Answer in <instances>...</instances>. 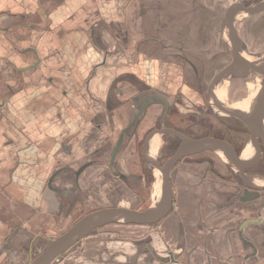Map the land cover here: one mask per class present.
<instances>
[{"label":"crops","instance_id":"obj_1","mask_svg":"<svg viewBox=\"0 0 264 264\" xmlns=\"http://www.w3.org/2000/svg\"><path fill=\"white\" fill-rule=\"evenodd\" d=\"M174 7L186 11V0H0V257L22 246L33 220L70 219L80 189L86 203L96 189L113 185L117 193L122 183L106 159L119 139L118 173L127 180L140 170L129 126L149 105L140 138L161 109L151 94L171 98L169 78L186 65V58L179 64L175 53L164 52L175 37L172 21L161 22L158 12ZM161 43L166 49L154 48ZM218 102L230 106L225 95ZM162 140L159 132L150 139V157ZM257 174L249 179L263 187ZM238 184L227 196L210 194L207 182L185 187L186 219L175 209L157 225L123 224L135 229L125 238L110 237L121 228L106 230L114 225L107 224L100 227L105 238L89 234L76 243L86 260L60 264H165L160 257L167 264H264V190ZM163 231L172 243H162Z\"/></svg>","mask_w":264,"mask_h":264},{"label":"rangeland","instance_id":"obj_2","mask_svg":"<svg viewBox=\"0 0 264 264\" xmlns=\"http://www.w3.org/2000/svg\"><path fill=\"white\" fill-rule=\"evenodd\" d=\"M262 1L263 0H186V11L178 12L176 7H174L171 11L162 10L158 12V19L161 22L172 21V23L169 24L173 26V35L175 37V42L169 43L168 46L165 43H161L158 45H154V48L164 50L166 49L165 46H167L169 49L167 48L166 50H164V52L166 53L169 51V53H175L174 62H177L179 64L184 61L183 57L184 59L186 58L185 69H182V67L178 68L176 66L174 74L169 78L171 82V85L169 87L171 101L172 103L176 102L178 104L176 109L180 115L186 117V111L188 112L189 108L190 110H195L194 106H197L203 109L204 104L207 105V103H205V100H203L202 98L204 94L203 91H198L197 87L206 86L210 82V79L215 76L223 66H226L228 64L230 60V51L231 53H234L236 51L234 42L230 41V39L225 36V32H223V30L221 29V21L227 12L226 8H228V6L231 4H244L246 5L245 7H248ZM181 19H183V21L185 22L186 28H182L183 24L182 22H180ZM238 21H240L239 24H235ZM230 28H233L232 30L236 32L238 38H240V40L245 45H247L250 50L258 52L264 50V10L256 13V15L253 16L238 15L237 17L230 19ZM184 40L186 41V45L184 44ZM143 46L144 51L150 50V45ZM245 59V65L253 67L264 66V61L261 63V60H264V56L259 58L256 57L255 60L250 58L248 59V57H245ZM263 79L264 76L260 74L255 75L249 73L248 75L239 76V79L235 82V84H237L239 88L237 87L238 89H234L233 86L235 84L231 83L230 77H226L220 80L218 85H216L214 88L215 91L211 92V96L213 93L212 101H214V104L218 102L215 98V92L217 89L216 87L218 86L219 88V86L222 85V88H224L225 96L230 103L229 105H232L233 100L237 98L238 99L234 101L240 103V101H242V97H246V95L253 90L255 93V89L260 86L259 84ZM253 97L252 100H254ZM210 100L211 98L208 99V101ZM215 109H217L216 106ZM188 115H190L191 118L195 119V115L193 113H188ZM213 115L210 114V112L205 114L207 119L206 122L215 124L216 119ZM248 116L250 115L248 114ZM223 117L225 118V116ZM225 119L228 120V118ZM215 153L216 152H214L213 154L216 157H222L218 152L216 154ZM223 160H225L226 162ZM223 160L219 158L220 163H222L223 165L220 178L214 180L216 177H212L214 181H210V189H212L210 194H218V196L223 194L227 196L228 194H232L233 192H235L233 187H235V182L238 181L233 175L234 172L230 168L228 169L226 167L228 161L224 156ZM177 170L178 176L180 177L181 181L175 183L174 201L172 210H170V217L176 209V214L178 213L182 219H186V183H182V181L186 180L183 178V176L186 175V160L181 162V164L177 167ZM262 177H264V175H262ZM158 178L159 179L155 181L154 185L149 188V194L147 196L149 197V199L145 204H143V206H141L139 199L134 196L133 192H131L130 190L121 191L123 187L118 188L117 193H115V191L117 190L114 189L113 185L109 187L110 192H108L109 190L96 189L93 199L92 197L88 198V203H86V196H84L83 194L80 195L79 192L78 194H76L78 195L76 199L79 200V203L75 207L78 209V212H75L74 215L70 216V219L53 220L49 223V225H45L44 223L40 224L42 220H33V222L31 223V230L24 234L25 238L22 246H19L18 248L16 246H13L12 252H10L9 254L4 253L3 255H1L0 264H28L29 261L34 259L45 249L47 245V241L45 239L46 237L56 239L65 231H67L69 229V226L75 223L79 218H81V216L83 217L86 214L92 213V211H95L98 208L110 207L118 204L137 210H144L152 206L154 207L158 204L153 203V200L156 199L154 196L155 187L158 186L160 190L159 196H157L160 199L159 203L161 202L162 197L160 173ZM203 178L204 177H201L200 179L203 181L205 180ZM220 183H228L230 185L226 187L232 189H228V191H226L223 187V191L215 190L220 189ZM238 183V186H243L241 181ZM80 191L82 193L81 189ZM175 192H178L177 195L175 194ZM121 195H123L122 199ZM77 215L78 217L76 219H72ZM18 221H15V227H17L16 224ZM123 224L125 223L117 222L114 223V225L109 226L106 230H109L111 228H121V230H115V234H111L110 237L125 238V235L131 236L127 232L128 229H135L131 226ZM185 226L186 225H183V227ZM166 228L167 226L165 227V229ZM179 228L180 230H183L182 227ZM38 232L42 233L44 238H42L41 236H37ZM17 233L18 229L15 230L14 238H16ZM105 233L107 234V232H103L101 228H98V230L95 229V231H92L90 235L95 237L102 236L103 238H105L107 236ZM134 233L135 232H132L133 235ZM166 234L167 231H163L160 234L162 243L167 244V238H169L168 243H172V237L167 236ZM77 244L73 245L65 253L61 254L51 264H57L58 260H62V263H71L76 259L86 260L87 257L82 255V248L78 247ZM159 259H163V261L165 260V264H167V258L160 257ZM156 264L159 263L157 262Z\"/></svg>","mask_w":264,"mask_h":264},{"label":"flooded vegetation","instance_id":"obj_3","mask_svg":"<svg viewBox=\"0 0 264 264\" xmlns=\"http://www.w3.org/2000/svg\"><path fill=\"white\" fill-rule=\"evenodd\" d=\"M236 5H239L242 7L246 6L244 4H236ZM253 15H256V14H253ZM239 22L240 21H238L235 24H239ZM242 51H243L242 53L244 54L243 56L244 59L245 57H248V59L250 58V59L255 60L256 57L251 58V55L254 56L256 54L255 52L259 53L258 51L250 50L249 47L245 44H244V48ZM233 54L234 53H231L230 51V60L228 63L231 62ZM224 67L225 66H223L222 68ZM213 77L210 79V82L207 85L205 84L206 86L197 87L198 91H203L204 94L202 98L203 100H205V103H207V105L204 104L203 109L197 106H194L195 110H190L189 108V111L188 112L186 111V117L178 113L176 109L178 104L176 102L172 103L171 98L169 96L162 94V92L159 90L151 94L152 98H150V102L151 101L158 102V104L161 106V109L159 110L158 115L152 117L151 125L148 127V129L144 131L143 134H141L140 138L137 135V132L141 130L140 129L137 130V128H138V125L141 119L144 117L146 111L148 110L147 107H149V105H147L145 108L142 107L144 111L143 115L140 116L138 113V115L134 117L133 123L129 126L132 128V131L134 132L133 135H135L134 137L132 136L133 139L135 138L134 141L137 146L134 151L135 152L134 155L137 156V159L139 162L138 165L140 167V170L139 169L136 170V174L134 175L135 177H131L130 179L127 178L126 180L122 177V175L118 173L116 169L115 158L118 156L119 152L121 151L120 146L119 147L117 146V144H119L120 139L117 141V143L112 148L109 157L106 159L107 166L109 168L108 170L112 172L111 176L114 178V180L121 181L122 184H120V187H119V188L123 187L121 191L122 190H125V191L130 190L131 192L133 191L134 196L137 199H139L141 206H143V204H145L147 200L149 199V197H147L149 194V188L152 185H154L155 181L159 179L158 177H159L160 172L157 169V167L159 168L164 167V164L171 156H173L175 150L177 149L181 141L178 137L172 135L171 133H168L166 130L172 129L173 131L178 132L179 134H181L182 136L188 139H198L199 140L200 138L210 137V138H216V139L224 140V141L226 140V142L233 149L235 156L238 159L240 158V160L243 161L245 165V166L243 165L244 166L243 171L246 174V176L249 178L248 175L252 171L257 172L259 173L257 175L262 176L264 172V140L258 137L256 140V145H255L258 152L256 150L254 152V149L252 151L251 149L252 147L249 144L251 140L250 139L251 131H250V128L246 125V123H244L243 120H241L235 115L229 116L227 114H222V113L220 114L219 111L217 112L218 108L215 109V106L217 103L214 104V101H212L213 93H212V96H210L209 93L214 91L215 86L220 81L216 83V85L211 87L210 84L212 82ZM228 77H230L232 84L233 83L235 84V82L239 79V75H235V74L229 75ZM237 87H238L237 84L233 86L234 89L239 88ZM157 95L160 98H157L158 97ZM209 98H211L210 101H208ZM244 98L245 97H242V99ZM163 99L165 103L163 102ZM237 99H234V100H237ZM234 100L232 103L234 104L237 103V101H234ZM223 106H226V105H223ZM142 108L140 109V112H143ZM208 112H210V114L212 115L215 113L213 115L216 119L215 124L214 123L212 124L211 122H206L207 119H206L205 114H207ZM188 113H193L195 115L196 120L191 118V116L188 115ZM223 116H225V118H228V120L225 119ZM162 130L164 132L159 133L161 134L162 139H163L162 144L159 148L158 154L156 155L157 157L152 158L147 152V145L148 143H150L149 141L153 137V135L158 134V131H162ZM246 148H250L248 150V154L251 151V155L250 157H247L246 159H244V150ZM256 152L258 153V157H257L258 159H254ZM213 153L214 151H211V150H203V151H200L192 155H187L186 157L177 161L174 164V166L171 168V170L168 171L167 180L172 190V204L170 208L171 210H172V205L174 201L175 183L181 181L180 177L178 176L177 167L181 164L182 161L186 160V175L183 176V178L186 180L182 181V183H186V188L196 186L197 183H201L203 185L204 183L207 182L211 185L210 181L213 180L214 177H216L214 180H216L217 178H220L222 174L221 169L223 166L222 163H220L219 161V158L221 157L220 156L216 157ZM96 164L97 162H93L91 165H96ZM142 166L144 167L145 171L142 170ZM226 167L228 169L230 168L234 172L233 175L237 179L238 182L241 181V183L244 186H246L244 181L241 180L242 178L240 177L239 172L234 166L228 163ZM248 171L250 172L248 173ZM201 177H204L203 179L205 180L202 181L200 179ZM76 190L79 191V186L77 187ZM193 192H195L193 194L194 196L198 194V191H193ZM80 195H82L81 191H80ZM122 198H123V195H121V199ZM167 215L164 218H162L160 221L154 224H150V225H157L158 223L162 222V220H164L167 217ZM199 226H200L199 224L196 225V227H199ZM60 261L61 260H58L57 264H60Z\"/></svg>","mask_w":264,"mask_h":264},{"label":"water","instance_id":"obj_4","mask_svg":"<svg viewBox=\"0 0 264 264\" xmlns=\"http://www.w3.org/2000/svg\"><path fill=\"white\" fill-rule=\"evenodd\" d=\"M264 10V0L255 5H250L248 7H242L239 5H234L229 9L224 18L221 21V29L225 32V36L234 42L236 51L232 56V60L224 68H222L212 79L210 84L211 87L216 85L220 80L228 77L229 75H248L260 74L264 76V69L260 67H253L245 65L246 59H244V54L242 53L244 44L238 38L236 33L230 28V19L237 17L238 15L250 16ZM264 51L256 53L252 57H263ZM255 89L254 100L252 102V115L248 116L245 114L237 113V111H232L226 106L220 103L216 104L217 110L222 112V114L235 115L246 123L251 131V140L249 142L250 147L253 151L256 150V140L258 137L264 140V79ZM211 96V93H209ZM212 98V97H211ZM163 102L165 103L164 99ZM167 107V106H166ZM168 133L178 137L181 141L177 149L175 150L173 156H171L163 168L157 167L160 172V180L162 186V197L161 202L157 207H149L144 210H134L122 206H111L99 208L92 213L81 216L75 223L69 226V229L61 234L59 237L48 238L47 245L45 249L34 259H32L28 264H51L56 258L61 254L69 250L77 242L88 236L92 231L100 227L106 226L111 223H125V224H139V225H150L160 221L164 218L168 212L171 210L172 204V190L168 184L167 173L174 164L186 157L187 155H192L203 150H211L214 152H219L222 156L227 159L230 165L234 166L239 172L241 180L244 181L246 186L253 190H264V186H256L253 184L243 171L245 166L243 161L238 159L231 146L226 142V140H219L216 138H200L198 139H188L176 131L166 130ZM159 133L164 132L158 131ZM120 142V141H119ZM119 144H117L118 146ZM116 146V148H117ZM249 163V162H248ZM244 165V166H243ZM82 169V168H81ZM80 169V170H81ZM80 174V171L76 172V175Z\"/></svg>","mask_w":264,"mask_h":264},{"label":"bare ground","instance_id":"obj_5","mask_svg":"<svg viewBox=\"0 0 264 264\" xmlns=\"http://www.w3.org/2000/svg\"><path fill=\"white\" fill-rule=\"evenodd\" d=\"M218 89V90H217ZM217 91H216V93H215V95H216V99H217V101H220V100H222V101H224V95H225V93H224V90H223V88H222V86L221 87H217ZM215 91V90H214ZM218 103V102H217ZM221 103V102H220ZM252 102H250V101H241L240 103H236V104H233V105H230V106H228V108L229 109H231L232 111H243L244 112V114L245 113H247V115L249 114L250 116L252 115ZM220 114L222 113V112H219ZM241 114H243V113H241ZM161 143V142H160ZM159 144V142H158V139L156 138L155 140H153L152 142H151V152L154 154L155 153V151H156V149H157V147L159 146L158 145ZM250 148H246L245 150H244V159H246L247 158V153H248V150H249ZM219 153V152H218ZM152 154V155H153ZM221 156H222V154L221 153H219ZM151 155V156H152ZM223 157V156H222ZM158 187V186H157ZM157 187H155V190H154V196H155V202L157 203L160 199H159V197H157V196H159V193H160V190H159V188H157Z\"/></svg>","mask_w":264,"mask_h":264}]
</instances>
